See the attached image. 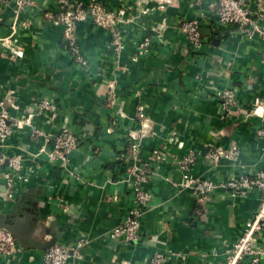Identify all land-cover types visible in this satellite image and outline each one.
Listing matches in <instances>:
<instances>
[{"label": "crops", "instance_id": "obj_1", "mask_svg": "<svg viewBox=\"0 0 264 264\" xmlns=\"http://www.w3.org/2000/svg\"><path fill=\"white\" fill-rule=\"evenodd\" d=\"M57 1L37 0L18 17L0 6V111L9 112L11 123L30 118L48 135L66 126L81 136L67 169L40 152L45 139L32 136L33 125L15 126L0 143L6 159L0 215L22 212L31 219L18 228L29 241L18 240L19 252L0 257V264H44L46 245L70 249L81 238L90 244L68 264H151L157 252L170 259L164 264H224L260 195L232 201L217 189L210 200L199 198L175 185L182 178L177 160L193 154L190 174L215 183L264 171V37L249 39L220 25L213 0H98L118 12L126 47L116 55L110 29L80 22L82 66L63 39V24L47 17L59 16ZM248 1L255 13L257 0ZM254 18L264 30V17ZM193 19L201 23V46L182 32ZM145 37L151 44L142 52ZM229 88L236 103L226 115L219 93ZM257 99L259 111L247 115ZM218 146L239 147L238 160L209 158ZM15 155L23 156L24 169L11 191L8 158ZM134 167L147 175L143 189L152 200L139 240H112L110 231L135 206Z\"/></svg>", "mask_w": 264, "mask_h": 264}, {"label": "built area", "instance_id": "obj_2", "mask_svg": "<svg viewBox=\"0 0 264 264\" xmlns=\"http://www.w3.org/2000/svg\"><path fill=\"white\" fill-rule=\"evenodd\" d=\"M200 4L202 0H195ZM60 14H47L48 19L57 20L64 26L63 39L66 42L70 53L76 60V63L85 66L86 62L82 52L77 44L76 25L80 22L90 20L94 25L110 29L113 36L112 49L116 55H121L125 49V42L120 29H118L119 15L118 12L108 9L98 0H90L89 2H81L78 0H58L57 1ZM214 16L218 23L222 26L236 27L241 34H245L249 39H253L256 34L264 37V30L260 29L258 20L254 17L258 14L264 17V0H257L256 12L254 13L249 7L248 0H213ZM0 6L10 7L16 17L27 8L37 6V0H0ZM201 23L198 19L188 20L182 24V32L187 37L189 43L194 46H201L203 38L201 35ZM151 44V38L145 37L140 44L139 50L148 51ZM223 110L226 115H231L235 108L236 94L233 89H225L219 93ZM256 109L246 111L247 115L258 112L261 107L259 99L256 100ZM43 108H51L47 102H44ZM142 110V108H141ZM9 112L7 110L0 111V143L6 144L13 135L14 127L22 129L25 125H33L30 118L11 123L9 120ZM56 117V114H53ZM33 137H43L45 145L41 148V153H46L50 162H56L61 167L67 169L71 160V156L78 149L81 143V136L73 132L70 128L64 126L55 135H48L44 131L35 128L33 125ZM259 136L264 137V129L259 131ZM137 137L133 133L132 138ZM51 146V150H47V146ZM240 155V148L233 146L224 148L218 146L215 152L208 155L215 162L227 160L236 162ZM196 157L188 154L177 160V167L181 173V181L175 184L182 189H188L198 195L199 198L210 200L215 190L222 189L226 191L232 201L238 198H246L253 193H259L260 206L253 217L248 221L245 230L233 248L226 254L224 264H244L250 259L252 264H259L264 256V247L259 243L264 241V171H258L253 174H241L232 176L222 183H215L209 179L195 178L190 174L191 167ZM6 161L4 157L0 158V169ZM9 172L6 176V183L12 191L16 179L21 176L24 169V158L22 155H15L8 158ZM132 178V186L135 192V206L130 211L129 217L110 231L112 240H124L129 242H137L140 237L141 217L146 211L147 206L152 200L149 192L143 189V184L147 182L148 177L139 167L129 170ZM90 244L87 238L79 239L70 249L63 246L54 245L50 247L44 256V264H68L72 258H78L81 251ZM20 247L13 233L6 229L0 228V257L12 258L19 252ZM170 259L162 253H155L152 257L151 264L170 263ZM184 264V263H183Z\"/></svg>", "mask_w": 264, "mask_h": 264}, {"label": "trees", "instance_id": "obj_3", "mask_svg": "<svg viewBox=\"0 0 264 264\" xmlns=\"http://www.w3.org/2000/svg\"><path fill=\"white\" fill-rule=\"evenodd\" d=\"M4 217H5V222L8 225L14 227L15 231H17L15 234L12 230H10L13 233L14 237L16 238L17 242L18 240L24 243L26 241H29L30 235L28 233L26 234L23 232H19V229H18L21 224L26 223V222H29V223L31 222V219L28 215H25L22 212H17L14 214V216H4Z\"/></svg>", "mask_w": 264, "mask_h": 264}, {"label": "water", "instance_id": "obj_4", "mask_svg": "<svg viewBox=\"0 0 264 264\" xmlns=\"http://www.w3.org/2000/svg\"><path fill=\"white\" fill-rule=\"evenodd\" d=\"M0 228H6V229H9V230H12L15 234L17 231H15V228L8 225L6 222H5V217L0 215ZM53 242L51 244H48L46 245L45 247L49 248V247H52L53 246Z\"/></svg>", "mask_w": 264, "mask_h": 264}]
</instances>
